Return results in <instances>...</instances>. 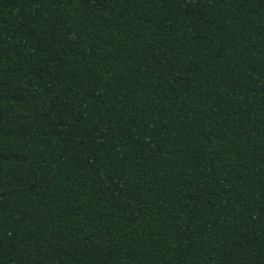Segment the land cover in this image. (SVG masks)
<instances>
[{"label":"trees","instance_id":"1","mask_svg":"<svg viewBox=\"0 0 264 264\" xmlns=\"http://www.w3.org/2000/svg\"><path fill=\"white\" fill-rule=\"evenodd\" d=\"M0 264H264V0H0Z\"/></svg>","mask_w":264,"mask_h":264}]
</instances>
